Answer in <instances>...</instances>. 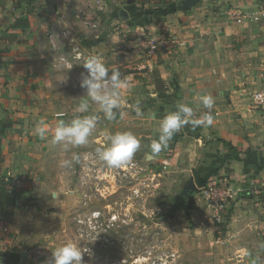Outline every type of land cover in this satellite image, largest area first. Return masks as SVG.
I'll list each match as a JSON object with an SVG mask.
<instances>
[{
    "label": "crops",
    "instance_id": "obj_1",
    "mask_svg": "<svg viewBox=\"0 0 264 264\" xmlns=\"http://www.w3.org/2000/svg\"><path fill=\"white\" fill-rule=\"evenodd\" d=\"M183 1L0 0V178H11L19 194L22 187L37 182L48 142L33 135L35 123L43 119L54 128L63 116L58 114L59 103H79L83 94L76 88L86 71L82 64L95 54L127 81L123 116L118 112L114 119L124 121L109 134L131 131L147 151L158 139L160 120L178 102L189 104L199 115L208 111L200 105L201 96L214 98L212 126L183 128L159 154L162 161L151 167H164L168 182L229 186L234 198L224 209L229 214L225 229H209L220 233L213 243L227 248L225 255H214L215 261L250 264L259 257L261 263L264 107L254 101L253 93L264 90V23L248 16L261 9L262 0H199L181 10ZM95 21L97 29L87 26ZM147 29L171 34L178 43H167L156 56H147L134 39L128 41L133 45L126 44L129 49L119 50L116 42L125 36L121 33ZM75 44L81 46L83 60L71 57ZM54 53L68 56L73 65L62 78L53 68ZM149 63L151 69H138ZM137 104L142 115L135 111ZM54 106L58 108L49 112ZM195 197L183 196L186 202ZM204 208L213 213L210 206ZM190 211L197 218L198 203ZM15 216L0 210V264H11L17 256L11 240L15 228L8 222ZM200 232L196 226L194 233ZM191 241L196 244L201 237ZM245 249L250 256L242 255Z\"/></svg>",
    "mask_w": 264,
    "mask_h": 264
},
{
    "label": "rangeland",
    "instance_id": "obj_2",
    "mask_svg": "<svg viewBox=\"0 0 264 264\" xmlns=\"http://www.w3.org/2000/svg\"><path fill=\"white\" fill-rule=\"evenodd\" d=\"M121 35H125L123 41L119 39L116 45L119 50L129 49L126 44L133 45L128 43L134 39L133 34ZM53 68L59 78L66 75L60 67ZM60 90L65 91V87ZM76 91L84 94L80 87ZM77 105L64 100L59 103L58 114L69 120ZM97 112L93 105L90 113L83 114L97 116L89 144L65 151L62 146L52 148L47 143L37 182L22 187L25 189H21L16 214L15 209L13 213L16 216L13 220L8 218L15 228L11 240L17 254L11 264H51L53 249L69 241L87 251L83 253V264H149L148 257L163 258L166 264H222L215 261L214 255H225L227 248L213 243L220 233L215 235L209 229L225 226L229 214L224 213V223H217L204 208L213 201L203 191L220 183H195L197 191L191 193L196 195L195 200L186 202L183 192L189 183L168 182L164 167L155 166L156 170L151 167L162 158L149 159V151L144 147L133 157L138 164L135 167L108 168L103 161L94 167L96 148L104 144L101 140L106 141L109 130L124 121H108ZM73 154H79L81 162L73 161L71 167H64L63 160L71 159ZM51 193H57V198L48 195ZM195 202L199 206L197 218L190 211ZM184 207L186 211L182 210ZM97 210L102 212L99 218L92 215ZM115 213L118 215L112 219ZM196 226L200 233H194ZM193 237H201V244H194ZM251 251L255 253L257 249Z\"/></svg>",
    "mask_w": 264,
    "mask_h": 264
},
{
    "label": "clouds",
    "instance_id": "obj_3",
    "mask_svg": "<svg viewBox=\"0 0 264 264\" xmlns=\"http://www.w3.org/2000/svg\"><path fill=\"white\" fill-rule=\"evenodd\" d=\"M83 67L86 70L81 73L79 78V87L84 90L81 95L74 115L71 119H60L54 128L50 129L49 124L41 119L35 123L33 135L41 140H46L52 148L62 146L67 151L70 148L87 145L90 137L97 125L96 115H83L93 110L102 112L108 121L116 118L117 113L123 116L122 109L125 107V98L123 91L127 81L122 78L118 69L109 68L104 60L95 54L89 55L84 59ZM59 67L67 72L73 68V65L67 61H61ZM214 98L210 94H203L200 98V105L208 111H201L199 115L197 110L187 103L178 102L175 110L167 112L159 123L158 139L154 140L148 146L150 151L147 157L155 159L159 154L169 147L170 141L186 126L192 128H204L212 126L214 107ZM137 115H142V110L137 104L135 107ZM50 137V139H49ZM141 149L140 139L131 131H117L106 138V142L96 148L100 160L105 162L108 168H122L132 161L135 154ZM73 161L79 164L81 157L79 154H73L71 159H65L62 162L64 167H71ZM57 198V193L48 194ZM264 249V243L260 245ZM76 244L69 241L52 251L51 264H83V253ZM243 256L248 257L251 252L245 249ZM261 258L252 260V264H260Z\"/></svg>",
    "mask_w": 264,
    "mask_h": 264
},
{
    "label": "built area",
    "instance_id": "obj_4",
    "mask_svg": "<svg viewBox=\"0 0 264 264\" xmlns=\"http://www.w3.org/2000/svg\"><path fill=\"white\" fill-rule=\"evenodd\" d=\"M100 3V2H99ZM102 8L100 7V10ZM248 17L252 18L255 17L256 19H259L264 23V0H262L261 3V9L254 15L250 14ZM87 26L92 28V29H97L99 26V22H87ZM135 30H132V34L134 35V42L135 45L138 47H141L143 52L147 56H156L160 50L167 44V43H178L176 38L171 35V34H166V33H157L155 34L154 32L144 30L142 32H134ZM65 36H68V32H65ZM181 44V43H179ZM72 58L73 59H82L83 58V52L81 49L80 45H74L72 48ZM61 61H67L71 63V60L69 59L68 56L59 54V53H54L52 62L56 67H59ZM72 64V63H71ZM138 69L143 70V69H151V63L146 64L144 66H138ZM253 98L254 101L258 103V105H261L264 107V90H259L255 93H253ZM83 164V163H82ZM102 164V160H100L99 155L97 154V159L96 161L93 162L94 167H98ZM136 161H130L128 164L125 166L128 168H132L137 166ZM99 175V174H98ZM99 176H97L98 178ZM7 185L6 188L9 192H12L14 190H17L15 188V183L11 180V178L6 179ZM206 195H210L212 197L213 203L210 204V207L213 209V217L215 218L216 222L219 224L224 223V209H226L227 205L231 202V200L234 198V193L229 186L226 184H220L218 186L210 187L209 189H204L203 190ZM135 194L137 191L134 192ZM93 217H100L102 215V212L97 210L93 212ZM118 214H113L112 219H116ZM90 223H92L90 219ZM149 259V264H166V260L161 258H152L148 257Z\"/></svg>",
    "mask_w": 264,
    "mask_h": 264
},
{
    "label": "trees",
    "instance_id": "obj_5",
    "mask_svg": "<svg viewBox=\"0 0 264 264\" xmlns=\"http://www.w3.org/2000/svg\"><path fill=\"white\" fill-rule=\"evenodd\" d=\"M232 152L236 153L237 149L229 142H225ZM7 182L4 178H0V210L5 212L8 216H12L18 200L21 197L18 190L9 192L6 188ZM221 229H225V226H220Z\"/></svg>",
    "mask_w": 264,
    "mask_h": 264
},
{
    "label": "water",
    "instance_id": "obj_6",
    "mask_svg": "<svg viewBox=\"0 0 264 264\" xmlns=\"http://www.w3.org/2000/svg\"><path fill=\"white\" fill-rule=\"evenodd\" d=\"M199 0H184L180 5H179V8L181 10H185V9H189L191 8L193 5H195ZM125 15H127L125 12H124ZM197 191V186L195 184L194 181H190L189 184L185 185L184 186V192L183 194L184 195H187V194H191L193 192Z\"/></svg>",
    "mask_w": 264,
    "mask_h": 264
}]
</instances>
